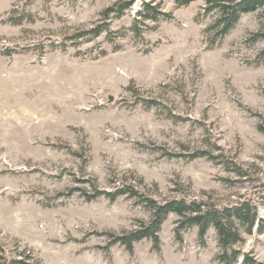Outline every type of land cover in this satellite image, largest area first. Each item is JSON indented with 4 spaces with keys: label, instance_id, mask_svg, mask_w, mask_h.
Listing matches in <instances>:
<instances>
[{
    "label": "rangeland",
    "instance_id": "1",
    "mask_svg": "<svg viewBox=\"0 0 264 264\" xmlns=\"http://www.w3.org/2000/svg\"><path fill=\"white\" fill-rule=\"evenodd\" d=\"M115 1L0 0V247L7 261L31 251L40 261L29 264H218L213 228L204 243L196 227L178 238L175 214L158 249L149 239L107 248L97 233L133 229L149 211L125 195L86 196L133 173L155 199H249L264 219V62L254 63L264 40H246L264 18L243 14L208 48L203 2L163 0L172 19L136 38L135 0L107 20L108 36L66 39ZM199 150L222 152L242 175L184 157ZM243 238L238 248L264 263V229Z\"/></svg>",
    "mask_w": 264,
    "mask_h": 264
},
{
    "label": "trees",
    "instance_id": "2",
    "mask_svg": "<svg viewBox=\"0 0 264 264\" xmlns=\"http://www.w3.org/2000/svg\"><path fill=\"white\" fill-rule=\"evenodd\" d=\"M197 0H173L176 6H186ZM203 2V15H211V22L204 28L205 40L208 48L217 46L222 38L227 35L238 22L243 14L259 11L264 18V0H201ZM135 0H117L106 7L100 13V20L93 26L85 29H75L66 39L72 43L81 40H90L99 37L103 33L108 36L110 32V17L119 18L124 12L130 9ZM8 21L13 24H20L22 17L10 16ZM172 19V14L164 10L163 0H140L139 7L135 11L129 31L136 37H142L143 32L154 29L162 20ZM249 43L264 40V21L255 32H251L246 39ZM64 46V44H62ZM264 62V49L261 50L255 59V64ZM128 90H133L132 86ZM145 105L150 107L156 105V100H145ZM260 117V116H259ZM257 131L264 133V119L258 122ZM191 160L204 157L215 163H221L226 170L242 175L241 168L232 160H227L222 152L212 154L206 150H199L184 156ZM93 186H95L93 184ZM96 189V188H95ZM58 196L63 195L58 193ZM125 195L133 197L149 211L147 221H141L133 229L116 233L113 231L99 232L97 235H105L108 238V246L115 244L122 245L126 250L132 251L134 243L149 239L154 248L158 249L160 244L159 231L162 223L169 214H175L176 236L180 237V231L189 228H197V236L201 243H204L207 231L213 228L216 234L219 252L215 256L218 264H264L256 260L250 253L242 252L238 246L244 241L243 234H251L253 230L260 232L264 229V219L258 217L256 205L249 199H242L231 204L217 206L212 202L192 198H166L158 200L150 196L143 179L131 173L128 177L118 180L112 190H95L86 199H94L104 196L113 201L117 197ZM27 259V260H26ZM0 260L4 264H29L37 258L29 251L23 259L7 261L5 250L0 247Z\"/></svg>",
    "mask_w": 264,
    "mask_h": 264
},
{
    "label": "water",
    "instance_id": "3",
    "mask_svg": "<svg viewBox=\"0 0 264 264\" xmlns=\"http://www.w3.org/2000/svg\"><path fill=\"white\" fill-rule=\"evenodd\" d=\"M109 99H111V98H109Z\"/></svg>",
    "mask_w": 264,
    "mask_h": 264
}]
</instances>
